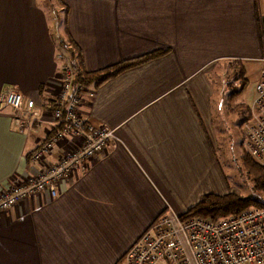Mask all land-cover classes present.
Here are the masks:
<instances>
[{"label":"crops","instance_id":"0c3cea01","mask_svg":"<svg viewBox=\"0 0 264 264\" xmlns=\"http://www.w3.org/2000/svg\"><path fill=\"white\" fill-rule=\"evenodd\" d=\"M59 2L85 72L166 53L81 102L80 117L114 139L54 198L43 192L0 214V264H119L158 216L177 218L221 189L215 136L206 129L214 72L239 63L253 95L264 59V0ZM48 34L37 0H0V95L17 91L40 110L33 128L20 132L0 108V191L71 146L67 138L43 163L29 160L49 132L46 105L60 85Z\"/></svg>","mask_w":264,"mask_h":264},{"label":"built area","instance_id":"2783aa9c","mask_svg":"<svg viewBox=\"0 0 264 264\" xmlns=\"http://www.w3.org/2000/svg\"><path fill=\"white\" fill-rule=\"evenodd\" d=\"M68 64L59 71L57 108L48 114L46 140L34 149L29 160L43 163L60 142L70 138L71 146L54 163L19 184L0 191V214L17 203L43 192L56 195L57 186L75 173H81L92 158L114 139L110 130L93 126L80 117L82 100L93 91L73 84ZM0 108L11 112V124L20 132L29 131L38 121L39 107L25 101L17 91L0 95ZM243 125L242 148L256 163L264 166V59L259 81L253 86ZM119 264H264V209L249 208L217 220L189 218L183 221L161 214L137 238Z\"/></svg>","mask_w":264,"mask_h":264},{"label":"trees","instance_id":"16d2710c","mask_svg":"<svg viewBox=\"0 0 264 264\" xmlns=\"http://www.w3.org/2000/svg\"><path fill=\"white\" fill-rule=\"evenodd\" d=\"M54 1L61 11V14L53 12L54 20L57 25H60V30L64 35V38H61V36H59V38L55 42L53 41V44L54 46L55 44L56 46H59L64 52L65 58L67 60L66 64L69 65L73 75V84L80 85L84 88L94 91L122 72L144 65L152 60L162 57L166 53V51L164 50H158L136 58L123 60L119 63L100 70L85 72L82 67L79 49L72 42L66 30L67 9L59 2V0ZM51 10H53V8H51ZM59 14L62 16L59 17ZM233 72V79L237 82V87H234L235 90H233V92L230 93L226 98V110L231 114L238 115L240 118L242 117L240 126H243L250 119L249 110L247 109V107L240 104L232 108L230 107V102H232V99L243 92L246 81L239 63H235V65L233 66ZM38 92H41V87H39ZM91 98H89L88 100H90ZM227 105H229V107ZM46 107H48V112L57 108L55 98L53 101L49 102ZM240 148V165L246 176L251 181L252 190L256 194L262 195L264 197V166L256 163L245 153L242 148V143ZM249 208L264 209V198L241 197L234 193H226L223 195L204 194L199 197L196 204L188 208L185 212L178 216L177 219L180 221L189 218L217 220L227 216L235 215Z\"/></svg>","mask_w":264,"mask_h":264},{"label":"rangeland","instance_id":"374dc122","mask_svg":"<svg viewBox=\"0 0 264 264\" xmlns=\"http://www.w3.org/2000/svg\"><path fill=\"white\" fill-rule=\"evenodd\" d=\"M40 10L46 18L48 35L52 44L59 36L64 38L60 30V25H57L54 20V13H60L59 7L54 0H37ZM53 8V10H51ZM59 14V15H60ZM60 15L59 17H61ZM61 20V19H60ZM54 54L56 61L60 63L58 70L60 71L61 66L67 62L64 52L59 46H54ZM223 72L220 75L219 71H215L214 83L212 90L213 101L211 105V113L209 112V126L206 124L207 132L212 133L215 136V150L214 158L222 172L221 176V189L215 195H222L223 193H234L241 197H253V198H264L262 195L256 194L252 190L250 179L244 173L240 165V152L241 143L243 141V126H240V118L238 115L231 114L226 110V98L230 93L233 92L234 87H237V82L234 81L233 68L228 64L223 65ZM219 74V76H217ZM254 86V85H253ZM218 89V91L216 90ZM253 89V87H252ZM251 90L248 89L247 84L243 92L240 95L232 99L230 107H235L240 104L248 109V101L251 99ZM87 100V99H85ZM231 101V100H230ZM229 107V105H227ZM205 116L208 115L205 113ZM105 150V149H104ZM103 153V152H102ZM101 153V154H102ZM100 156V155H99ZM210 194V193H208ZM55 197V196H54ZM51 197V198H54ZM181 215V214H180ZM178 215V216H180ZM177 216V217H178Z\"/></svg>","mask_w":264,"mask_h":264}]
</instances>
